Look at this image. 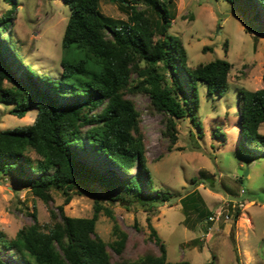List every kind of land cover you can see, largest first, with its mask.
I'll return each instance as SVG.
<instances>
[{
  "label": "trees",
  "instance_id": "1",
  "mask_svg": "<svg viewBox=\"0 0 264 264\" xmlns=\"http://www.w3.org/2000/svg\"><path fill=\"white\" fill-rule=\"evenodd\" d=\"M109 1L125 11L126 21L105 17L99 0H62L70 15L63 32L59 81H33L25 75V84L21 83L12 71L13 56L7 55L0 39V104H12L11 112L19 118L31 109L37 111L31 125L0 130V173L22 180L46 205L53 190L63 195L66 205L75 191H87L94 184L105 190L101 200L107 204L137 202L153 208L169 201L170 194L153 189L140 113L126 94L148 96L150 112L163 115V134L174 145L177 122L184 118L198 122L199 83L206 84L209 95L223 96L229 89L228 61L188 65L181 39L169 33L170 8L176 0ZM246 1L264 14V0ZM11 20V11L0 15V30H6ZM236 110L244 150L264 155V135L259 132L264 123V88L239 90ZM98 199L90 218L66 216L61 205L49 208L51 222L45 225L39 223L34 208L32 224L14 238L0 232V249L12 252L23 264H189L168 261L165 245L151 226L159 253L124 258L128 236L117 225L116 239L109 245L95 234L100 213L113 219L112 211ZM181 202L185 213L198 212L200 221L208 222L211 213L197 191ZM107 246L118 261H111ZM0 264H6L1 257Z\"/></svg>",
  "mask_w": 264,
  "mask_h": 264
},
{
  "label": "rangeland",
  "instance_id": "2",
  "mask_svg": "<svg viewBox=\"0 0 264 264\" xmlns=\"http://www.w3.org/2000/svg\"><path fill=\"white\" fill-rule=\"evenodd\" d=\"M99 7L105 17L127 20L117 3L99 0ZM8 11L11 25L0 30V39L7 55L13 56L10 64L20 82L25 84V75L33 81H59L69 9L62 0H0V15ZM170 11L169 33L181 39L190 67L215 59L231 64L229 89L223 96L207 94L206 84L199 83L198 122L194 124L188 118L177 122L174 145L163 134V115L150 112L148 96L126 94L140 113L153 189L170 194V200L153 208L137 202L107 204L101 200L105 190L94 184L87 191H75L66 205L63 195L53 190L52 200L46 205L32 195L22 180L0 173V232L7 239L32 224L34 208L39 223L45 225L51 222L49 208L61 205L66 216L90 218L99 198L98 202L112 211L113 219L100 213L95 234L109 245L116 239L113 227L117 225L128 236L124 258L159 253L150 235L151 226L164 243L170 262L264 264V155L260 150H244L236 110L239 90L264 88V14L246 0L234 4L225 0H176ZM12 109V104H0V130L29 126L37 115L31 109L19 118ZM259 132L264 135V123ZM239 170L247 171L246 177L239 176ZM193 191L202 196L207 211L218 219L200 221L198 212L185 213L181 199ZM107 250L112 262L119 260L109 246ZM0 257L6 264H23L2 248Z\"/></svg>",
  "mask_w": 264,
  "mask_h": 264
},
{
  "label": "built area",
  "instance_id": "3",
  "mask_svg": "<svg viewBox=\"0 0 264 264\" xmlns=\"http://www.w3.org/2000/svg\"><path fill=\"white\" fill-rule=\"evenodd\" d=\"M242 192H244V190H242ZM215 219H218V216L215 215V214H211V215L208 217L207 221H208V222H212V221H214Z\"/></svg>",
  "mask_w": 264,
  "mask_h": 264
},
{
  "label": "water",
  "instance_id": "4",
  "mask_svg": "<svg viewBox=\"0 0 264 264\" xmlns=\"http://www.w3.org/2000/svg\"><path fill=\"white\" fill-rule=\"evenodd\" d=\"M238 175H239V176L246 177V175H247V171L243 172V171L239 170V171H238Z\"/></svg>",
  "mask_w": 264,
  "mask_h": 264
}]
</instances>
